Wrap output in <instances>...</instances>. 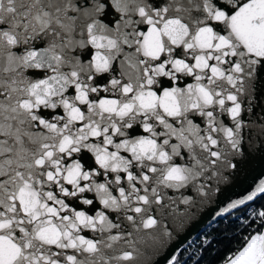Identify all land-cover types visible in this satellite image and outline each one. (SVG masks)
<instances>
[{"label":"snow or ice","instance_id":"snow-or-ice-1","mask_svg":"<svg viewBox=\"0 0 264 264\" xmlns=\"http://www.w3.org/2000/svg\"><path fill=\"white\" fill-rule=\"evenodd\" d=\"M261 85L264 0H0V264H144L264 152Z\"/></svg>","mask_w":264,"mask_h":264},{"label":"water","instance_id":"water-1","mask_svg":"<svg viewBox=\"0 0 264 264\" xmlns=\"http://www.w3.org/2000/svg\"><path fill=\"white\" fill-rule=\"evenodd\" d=\"M187 82H191V80L189 79ZM179 86H184V82H181ZM260 90L261 94L254 108V116L249 117V119L264 113V85L260 86ZM261 179H264V152L253 150L234 183L225 187L212 203L197 210L185 220L182 226H176L171 238L162 245H153L146 250L141 246L142 252L146 253L142 255L144 264H169V261L178 254L180 249L226 214L217 216L215 214L217 211L232 200L242 198L253 190ZM165 223L167 224L169 221L165 220Z\"/></svg>","mask_w":264,"mask_h":264},{"label":"trees","instance_id":"trees-1","mask_svg":"<svg viewBox=\"0 0 264 264\" xmlns=\"http://www.w3.org/2000/svg\"><path fill=\"white\" fill-rule=\"evenodd\" d=\"M249 206L260 209L264 206V201L250 202L248 206H242L234 213L224 214L203 231L212 241L203 248L202 256L196 264H224L229 256L242 247L245 237L261 230L258 220L249 227L252 218L248 225H245L236 214Z\"/></svg>","mask_w":264,"mask_h":264},{"label":"built area","instance_id":"built-area-1","mask_svg":"<svg viewBox=\"0 0 264 264\" xmlns=\"http://www.w3.org/2000/svg\"><path fill=\"white\" fill-rule=\"evenodd\" d=\"M242 206L244 205H241L238 208ZM257 210H259V208H255L254 206H249L236 214H238V217L241 220V222H243L245 225H248L250 219L252 218V213ZM235 211L236 210H231V213H234ZM246 221L248 223H245ZM211 241L212 238L208 237L206 234L202 232L198 234L186 246L180 249V251L174 258H176L179 261V264H196L197 261H199V259L202 256L203 248L207 246Z\"/></svg>","mask_w":264,"mask_h":264}]
</instances>
